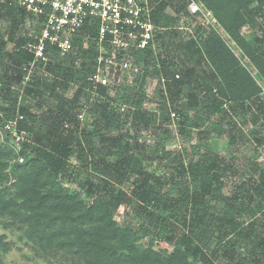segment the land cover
Instances as JSON below:
<instances>
[{
    "label": "trees",
    "instance_id": "trees-1",
    "mask_svg": "<svg viewBox=\"0 0 264 264\" xmlns=\"http://www.w3.org/2000/svg\"><path fill=\"white\" fill-rule=\"evenodd\" d=\"M155 1L158 4L152 22L160 29L155 31L154 41L166 55L147 48L129 52L127 59L131 67L136 65L140 70L136 77L139 88L147 79L161 85L158 102L143 110L141 92L122 97L113 108L108 101L109 88L99 85L96 91L101 97L92 100L87 79L95 73L97 51L82 49V35L74 43L77 48L65 56L46 48L48 61L44 69L56 79L48 81L37 72L26 79L35 63L43 65L25 48L28 43H37L39 29L34 28L36 34L30 36L20 34L30 16L11 0H0V21L9 22L5 30H0V69L4 71L0 97L10 105L0 106V127L14 121L17 135L27 138L21 143L22 152L30 160L27 166L39 168L54 180L60 178L81 192L79 198V194L72 196L68 191L43 196L31 191V197L25 198L27 208L44 207L43 214L35 219L38 225L44 224L48 235L39 243L57 240L58 249L81 257L87 264H216L219 259L225 264H264V162L249 163V174L238 176L233 190L226 192L225 182H231L229 174L234 175L235 158L213 152L203 141L183 145L177 155L154 150L172 170L168 179H163L142 168L136 151L147 146L138 143L137 133L131 136L124 132L131 126L137 130L156 127L159 118L162 126L166 121L178 120L177 133L183 144L189 145L192 130L201 137L212 131L204 124L203 116L223 113L227 117L226 105L233 113L240 112L241 124H247L250 107L243 106V102L260 92L219 37L213 35L205 43H198L202 28L194 25L193 35L181 39L176 32L178 22L192 15L184 0ZM196 1L211 11L264 77V0ZM170 8H174L176 16L168 14ZM246 25L257 27L260 35L240 37L239 30ZM9 43H14L15 49L9 51ZM175 44L177 56L183 53L182 75L178 74V78L173 70L174 53H166ZM51 56L58 57L57 63L51 61ZM190 63L193 65L188 66ZM25 79L18 102L19 92L13 85L21 87ZM72 82L79 83V87L71 102L62 103L63 95L55 91L56 86L66 88ZM45 95L54 97L60 105L42 117L33 115L29 101L41 103ZM126 105L135 111H125ZM256 108L264 119V99ZM190 111L194 112L193 118L186 114ZM86 112L97 118L90 130L81 129L79 124ZM229 138L233 143L235 137ZM256 141L264 144L263 137ZM259 155L256 151L254 158ZM71 159L76 163L72 164ZM126 182L130 192L121 187ZM120 207L139 219L141 228L172 245L174 254L163 257L138 246L131 225L118 226L114 222ZM49 214L57 215L48 219ZM3 244L0 237V250Z\"/></svg>",
    "mask_w": 264,
    "mask_h": 264
},
{
    "label": "rangeland",
    "instance_id": "rangeland-1",
    "mask_svg": "<svg viewBox=\"0 0 264 264\" xmlns=\"http://www.w3.org/2000/svg\"><path fill=\"white\" fill-rule=\"evenodd\" d=\"M200 4L204 12V17L195 14L191 15L190 19H180L176 32L180 34L181 39H187L193 35L194 25H199L202 28V33L197 39L198 43H205L215 35L221 39L227 49L237 59L239 66L245 70L260 90L259 96H253L250 100L243 102V106L249 105L250 107V112L246 113L247 124H241L243 118L240 112L235 114L232 112L229 105H226L224 109L227 111V117L223 113H218L208 118L203 116L204 124L212 131L210 134L201 137L195 130H192L189 145L183 144L182 138L177 133L178 120H171L168 123L166 121V124L162 126V121L159 118L156 122V127H139L137 130L131 126V128H126L124 132L129 133L131 136H135V133H137L138 143H145L147 146L144 150L140 149L136 151V154L140 157L142 168L148 173L160 176V178L163 179H168V175L172 170L165 166L167 165V161L161 158V155L154 154V150L160 151L164 149L165 152L171 155H177L181 151L183 145L190 146L205 142L211 147L213 152L223 154L228 159L230 155L233 156L235 158L234 175L229 174L232 178L231 182L229 180L225 182V191L230 192L233 190L238 176L241 177L243 174H249V163L253 160L264 162V144L260 145L256 141L257 137L264 138V119L256 108L257 105H260L262 99H264V77L255 68L250 58L240 50L235 41L231 39L221 27L211 11H209L203 3L200 2ZM167 12L171 16L177 15L174 8L168 9ZM257 23L261 25L263 22L258 19ZM8 25V21L1 20L0 30H5ZM34 28L35 24L31 20H28L21 28L20 34H27L30 36L33 34ZM254 34L260 35V31L257 27L251 28L246 25L239 30L240 37L250 39ZM176 42H179V40ZM15 47L16 45L14 43H9L7 49L10 51L15 49ZM175 47L176 44L167 48L166 53H168V55L174 53V61H176L174 63L176 67L173 70L181 76L183 69L181 64L183 53L178 52L179 55L177 56ZM157 51L164 56L166 55L163 51ZM50 58L53 63H57L58 57L51 56ZM192 65L193 63H190L188 66ZM34 68L35 70L33 71ZM131 70L132 75H129L128 78L125 77L119 81L112 82L107 93L109 98L108 101L110 104L112 103L111 107L116 108V104L119 103V100L121 102L122 97H134L137 92H141L144 95L141 102V109L148 110L158 102L161 85L147 79L142 87L139 88V82L136 81V77L137 74L140 73V70L136 65L131 67ZM197 70L199 73L201 69L197 68ZM3 72L4 71L0 69V81ZM36 72L43 75L48 81L56 79L53 74L48 73L44 69V64L41 65L40 63H35V67L27 72L26 79L31 73L35 74ZM26 79L22 82L21 87L13 85V88L19 92L18 102L22 99V86L26 82ZM78 87L79 83L72 82L68 83L66 88L57 85L55 91L63 95L62 103L71 102ZM42 100L43 102L41 103H38L36 100L29 101V111L33 115L36 114L42 117L46 111H56L57 107L60 105L54 97L48 95H45ZM92 100L98 101L96 96ZM112 100L114 102H112ZM0 106L5 108L10 107L1 97ZM123 108L125 111H135L132 106L129 107V105ZM186 114L193 118L194 112L190 111ZM158 116L160 115L158 114ZM229 118L234 122L235 129L231 128L228 122L230 120ZM95 119L97 118H94L92 113L86 112L79 123L80 128L90 130ZM229 135L235 137L233 143ZM26 140L27 138L24 135H17L16 128H12L10 131L0 127V237L3 238L4 241L3 250H0V264H87L81 257H77L66 250L58 249L57 240L50 243H42V245L39 243L41 239L46 240L45 236L48 235L45 226L43 227L44 224L41 225L40 223L38 225L35 219V216L43 214L42 210H44V207L28 205L27 208V205L23 204L25 198L31 197V191L39 192L40 196L54 192L63 193L64 191H68V194L72 196L76 193L79 194V198L81 192L75 189L70 183L60 178L54 180L48 177L47 174L42 172L39 168H35L31 165L27 166L30 160L21 150V143ZM149 146L153 150H150L148 148ZM256 151L260 154L257 159L254 158V153ZM193 158L195 159V156ZM70 162L72 164L76 163L74 159H71ZM121 187L125 191L130 192L131 188L128 182ZM166 188L165 186L163 191H165ZM35 197L38 198L37 195ZM38 205L41 206L40 204ZM129 213L127 208L120 207L114 216V222L117 223L118 226H122L124 223L131 225L132 230L135 231L133 233L138 239V246L157 252L163 257H169L174 254L172 245L166 240L160 239L152 234L149 229L144 227L141 228L140 220ZM54 215L57 214H49L48 219H51ZM30 217L33 219L30 220ZM216 264H225V262L219 259Z\"/></svg>",
    "mask_w": 264,
    "mask_h": 264
},
{
    "label": "built area",
    "instance_id": "built-area-1",
    "mask_svg": "<svg viewBox=\"0 0 264 264\" xmlns=\"http://www.w3.org/2000/svg\"><path fill=\"white\" fill-rule=\"evenodd\" d=\"M11 1L24 8L35 28L39 29L37 43L25 46L34 53L36 62L46 64V48L57 50L60 56L72 52L77 48L74 43L80 35L82 48L97 51L95 73L87 79L91 83L89 92L92 99L101 97L96 91L99 85L109 88L112 82L132 75L127 62L129 52L147 48L158 50L154 39L155 31L160 28L152 22V14L158 4L155 0ZM184 1L190 14L204 17L200 3ZM33 33L36 34L35 30ZM178 77L176 74L175 78ZM14 126L15 122L11 121L4 128L11 131Z\"/></svg>",
    "mask_w": 264,
    "mask_h": 264
}]
</instances>
